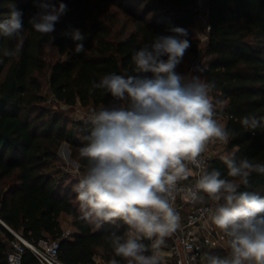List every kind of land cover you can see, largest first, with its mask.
<instances>
[{
  "label": "trees",
  "instance_id": "1",
  "mask_svg": "<svg viewBox=\"0 0 264 264\" xmlns=\"http://www.w3.org/2000/svg\"><path fill=\"white\" fill-rule=\"evenodd\" d=\"M89 1L60 0L68 11L55 25L53 44L48 45L50 36L29 24L38 11L33 0H0V20L16 6L23 13L24 25L23 44L16 57H4L2 50L14 48L18 41L0 36V220L38 244L60 239L63 219L71 217L78 233L73 240L62 241V262L94 264L93 257L101 253L106 264L112 259L128 264L115 255L110 243L113 233L125 235L126 226L117 221L94 231L91 223L80 218L76 193L65 185L77 179L58 166L59 148L68 142L84 173L87 161L80 157L79 149L87 144L93 125L79 122L76 130L69 131L66 119L44 109V81L58 103L97 109L110 106L115 101L103 89L89 91L92 82L111 73L141 75L135 71L133 54L156 35H172L170 27L187 30L195 26L201 11L199 0H102L128 16L116 32L117 20L91 18ZM206 18L211 29L208 42L202 47L199 39L189 38L191 47L185 55L202 52L204 63L193 77L214 83L213 102H222L216 115L225 119L230 132L225 155L212 161L208 171L215 169L222 178L233 179L227 176L225 156L264 164V129L252 132L240 123L245 116H264V0H208ZM72 29L85 35L82 53H75L77 42L64 35ZM50 47L57 52V60L49 61ZM244 191L264 198V174L253 173L249 185L238 188V192ZM204 203L214 202L204 193ZM13 240L0 223V264H8ZM225 255L212 250L209 256ZM24 264H37L30 251L24 255Z\"/></svg>",
  "mask_w": 264,
  "mask_h": 264
},
{
  "label": "clouds",
  "instance_id": "2",
  "mask_svg": "<svg viewBox=\"0 0 264 264\" xmlns=\"http://www.w3.org/2000/svg\"><path fill=\"white\" fill-rule=\"evenodd\" d=\"M33 5L38 11L29 24L49 35L51 45V34L68 11L67 5L60 0H33ZM22 17V11L12 6L0 20V36L18 41L14 48L2 50L4 57L20 54ZM168 31L172 35H156L133 54L135 71L141 75L111 73L91 84L90 92L103 89L115 103L89 114L93 130L79 149L87 166L73 188L80 218L97 227L122 221L127 225L125 235L113 233L110 238L115 255L128 264H162L165 239L180 227L173 207L177 185L193 175L189 167L193 165L200 169L199 179L184 199L203 201L198 193L207 194L216 205L207 209L211 223L226 238L228 248L223 257L208 256L207 264H264V198L238 192L241 184L249 185L253 173L264 174V164L225 156L227 176L233 179L222 178L218 170H206L201 157L208 145L226 144L230 137L229 130L215 119L222 102L214 103L210 95L214 83L197 76L186 81L176 71L191 40L185 28L175 26ZM64 35L77 42L75 53L85 51L80 29ZM240 123L255 132L264 129V116H245ZM109 264L118 261L112 259Z\"/></svg>",
  "mask_w": 264,
  "mask_h": 264
},
{
  "label": "built area",
  "instance_id": "3",
  "mask_svg": "<svg viewBox=\"0 0 264 264\" xmlns=\"http://www.w3.org/2000/svg\"><path fill=\"white\" fill-rule=\"evenodd\" d=\"M210 26L206 21V30L200 37L201 44L205 45L209 39ZM67 106V105H65ZM71 107V106H67ZM83 117H88L93 109L99 110L93 106L84 107L80 104L73 106ZM218 123H225V119L215 115ZM220 149H217V145ZM228 142L210 143L207 150L202 154L206 170L216 158L225 155V148ZM193 170V175L185 181H180L177 185V192L173 201V207L180 216V227L170 237L165 239L161 248L162 264H200L203 261L205 251L219 250L228 252L226 238L211 223V213L207 209L214 208L215 203L205 204L203 201L185 200L184 195L188 188H192L197 179H199L200 169L189 165ZM198 195L204 197V193ZM0 222H2L0 220ZM3 223V222H2ZM14 236L12 242V252L8 256V264H24V255L30 251L35 257L37 264H65L60 260L61 245L63 240H71L74 233L71 230L63 232L58 240L41 241L38 244L32 243L23 237L20 233L12 230L3 223ZM125 225V224H124ZM127 228V225H125ZM148 244L151 242L146 240ZM195 257V260L191 258ZM95 264H104L98 257L94 258Z\"/></svg>",
  "mask_w": 264,
  "mask_h": 264
},
{
  "label": "rangeland",
  "instance_id": "4",
  "mask_svg": "<svg viewBox=\"0 0 264 264\" xmlns=\"http://www.w3.org/2000/svg\"><path fill=\"white\" fill-rule=\"evenodd\" d=\"M208 0H199V6L201 15L197 19V24L195 26L198 27L199 32L197 34H193V37L200 39L201 35L206 30V9H207ZM89 11L91 14V18L93 19H103L108 22L112 20H117L119 23L115 26L116 32L120 31L122 28V24L125 20L128 19V16L123 15L119 12L117 7L109 6L108 4H104L102 0H90L89 1ZM204 45V44H203ZM202 45V47H203ZM47 56L49 61L57 60L58 55L57 52L53 48L47 49ZM204 63L202 60V52L199 55L189 56L183 59V62L178 66V72L182 74L186 81L190 80L193 77V73L197 70L199 66ZM43 96L46 98L45 103L42 105L44 109L51 111L52 114L57 113L61 115L67 121V128L69 131L76 130V124L79 122H89L88 117H83L75 107H67L64 104L58 103L53 95L51 94L47 81H44V89L42 92ZM213 98V96H212ZM214 101V99H213ZM79 136V135H78ZM60 151H62V155H60ZM73 148L69 145L68 142H64L58 152V156L60 159V166L64 171L71 173L77 180H73L74 182H66L65 185L71 186L73 190L74 186L78 183L79 179L83 176L84 173H80L81 165L78 163V158L75 156L73 152ZM73 177V179H74ZM76 181V182H75ZM77 203H79L77 201ZM71 217H65L63 219L64 227L69 226L71 223Z\"/></svg>",
  "mask_w": 264,
  "mask_h": 264
},
{
  "label": "crops",
  "instance_id": "5",
  "mask_svg": "<svg viewBox=\"0 0 264 264\" xmlns=\"http://www.w3.org/2000/svg\"><path fill=\"white\" fill-rule=\"evenodd\" d=\"M187 31H188V33H189V36H188V38H190V39H195V40H198V38H196V37H193L192 35L193 34H197L198 32H199V29H198V27L197 26H193V27H191V28H189V29H187ZM189 56H192V55H190V54H187V55H185L184 56V58H186V57H189ZM183 58V59H184ZM210 95H211V93H210ZM212 96V95H211ZM217 149H220V145L218 144L217 145ZM79 174H81V172L79 173ZM72 221H71V223H70V225L69 226H66V227H64V225L62 226L63 227V230L64 231H66V230H71L75 235H74V238H75V236L77 235V230H76V228L73 226V219H71ZM8 231H9V229L2 223V222H0ZM63 223V222H62ZM107 225H109V223H104V224H102L101 226H99V227H97L95 224H92V226H93V230L94 231H101L104 227H106ZM9 227V226H8ZM127 229V228H126ZM13 230V229H12ZM15 231V230H14ZM63 231V232H64ZM10 232V231H9ZM11 233V232H10ZM19 233V232H18ZM12 234V233H11ZM21 234V233H20ZM22 235V234H21ZM23 236V235H22ZM73 238V239H74ZM73 239H71V240H73ZM12 242L13 241H11V242H9V246H10V250H9V253H8V256H9V254L12 252ZM151 254V253H150ZM210 255V251H205V254H204V258H203V261L200 263V264H207V257ZM95 257H98L104 264H106L104 261H103V258H102V255H101V253H97L94 257H93V261H94V258ZM94 264H95V262H94Z\"/></svg>",
  "mask_w": 264,
  "mask_h": 264
},
{
  "label": "water",
  "instance_id": "6",
  "mask_svg": "<svg viewBox=\"0 0 264 264\" xmlns=\"http://www.w3.org/2000/svg\"><path fill=\"white\" fill-rule=\"evenodd\" d=\"M60 155H62V151H60Z\"/></svg>",
  "mask_w": 264,
  "mask_h": 264
}]
</instances>
